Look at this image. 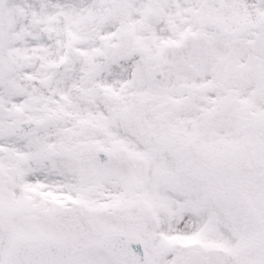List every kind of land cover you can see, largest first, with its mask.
<instances>
[{"label": "snow or ice", "instance_id": "1", "mask_svg": "<svg viewBox=\"0 0 264 264\" xmlns=\"http://www.w3.org/2000/svg\"><path fill=\"white\" fill-rule=\"evenodd\" d=\"M0 264H264V0H0Z\"/></svg>", "mask_w": 264, "mask_h": 264}]
</instances>
